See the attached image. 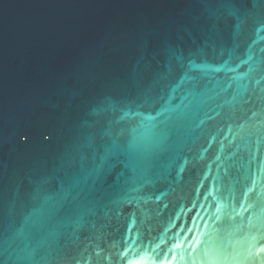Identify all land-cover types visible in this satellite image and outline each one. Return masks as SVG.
<instances>
[{"label":"water","instance_id":"95a60500","mask_svg":"<svg viewBox=\"0 0 264 264\" xmlns=\"http://www.w3.org/2000/svg\"><path fill=\"white\" fill-rule=\"evenodd\" d=\"M261 249L264 0H0V264Z\"/></svg>","mask_w":264,"mask_h":264},{"label":"snow or ice","instance_id":"6c2138e0","mask_svg":"<svg viewBox=\"0 0 264 264\" xmlns=\"http://www.w3.org/2000/svg\"><path fill=\"white\" fill-rule=\"evenodd\" d=\"M149 119H155V117H149ZM262 251H264V249H261Z\"/></svg>","mask_w":264,"mask_h":264}]
</instances>
